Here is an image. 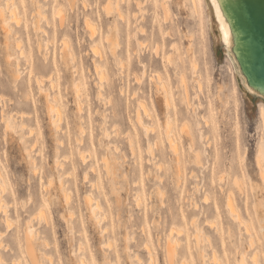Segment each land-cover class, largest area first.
I'll use <instances>...</instances> for the list:
<instances>
[{
	"label": "rangeland",
	"instance_id": "rangeland-1",
	"mask_svg": "<svg viewBox=\"0 0 264 264\" xmlns=\"http://www.w3.org/2000/svg\"><path fill=\"white\" fill-rule=\"evenodd\" d=\"M61 1L67 17L63 25L57 16V0H26L25 13L19 5L16 12L23 16L20 22L24 24L11 39H7L0 19V165L7 177L6 192L0 184V193L16 218V225L8 231L0 213V248L5 259L0 264H30L25 253V236L31 228L25 220L29 217H34L36 232L50 242L46 247L41 240L37 247L48 256L40 257V264H79V257L87 264H169L167 242L172 227L185 232L179 237L174 264L181 258L191 264H239L242 256L245 264H261L264 236L256 222L255 206L264 214V204L260 203L264 201V185L256 161L261 139L256 123L264 107V93L245 88L237 62L221 41L207 0L199 2L203 12L192 0H72L73 9L71 0ZM109 1L112 12L107 14ZM166 5L170 8L167 16ZM38 11L46 16H39ZM6 12L7 16L12 14ZM11 18L13 30H18L15 18ZM86 19L95 25L94 33L86 26ZM108 34L115 42V55L106 41ZM17 36L22 39V55L15 47ZM65 39L69 40L66 48ZM94 45L100 49L96 54ZM100 53L105 56L102 66L108 76L104 80L95 69V61L101 62ZM155 72L169 84L170 113L165 109L164 94L151 80ZM182 74L184 83L180 81ZM50 75L55 86L48 80ZM78 79L82 83L79 93L85 100L82 113L75 93ZM123 87L126 91L121 94ZM138 96L153 115L152 120L146 117L156 126L149 131L152 139L136 122ZM237 96L244 119L243 167L234 143ZM51 102L62 110L60 131L52 124ZM9 115L13 117L7 118ZM114 117L118 118L116 129L111 127ZM168 119L173 126L168 138L172 135L178 141L180 172L170 140H166L169 134L165 137ZM22 122L27 125L20 128ZM185 124L190 127L189 139ZM131 132L138 159L131 155ZM111 139L121 148L118 178H109L101 163L103 155L110 156ZM149 142L154 155L148 152ZM80 150L96 156L99 174L88 167L94 162L92 155L87 165L75 163L71 178H62L64 168L74 164ZM57 160L64 167H57ZM86 170L90 176L85 177ZM252 184L257 185L256 190ZM63 189L71 192L69 204ZM230 194L250 231L229 212ZM91 201L100 204L97 215L102 224L92 214ZM41 207L46 210L42 217ZM193 218L210 241L202 235L197 244ZM206 221H211V226ZM147 243L153 259L145 248Z\"/></svg>",
	"mask_w": 264,
	"mask_h": 264
},
{
	"label": "bare ground",
	"instance_id": "bare-ground-1",
	"mask_svg": "<svg viewBox=\"0 0 264 264\" xmlns=\"http://www.w3.org/2000/svg\"><path fill=\"white\" fill-rule=\"evenodd\" d=\"M176 1L181 2V0H176ZM57 2H58V5L60 6V8L57 12V16L59 17L60 24L63 25L66 22V18H67L66 12H65V9L62 5V1L57 0ZM192 2H193L195 7H198V4H200L199 3L200 0H192ZM207 2H208V5L210 6V8L212 9L211 11L213 13L215 22L217 24V28H218V31L220 34L221 41L226 46L227 50L232 55V57L235 59V61L237 62L239 74L241 76V80H242L245 88L250 92L258 93L259 95H263V93H264V0H215V3H213V0H207ZM69 4L72 8L74 6L75 2L71 0V1H69ZM19 5L22 6V8H23L22 11H23V13H25V11H27L26 0L0 1V19L3 21V27H4L5 33L7 35V39H11V37H14L15 34L20 33L19 31H22L23 24H24V22H22V23L20 22L22 20V18H21L22 15L20 14L21 16L19 17L18 13L16 12ZM111 5H112V1H109L105 6L107 14L112 12L111 11ZM217 6L219 7V14L217 13ZM164 8H165V15L167 16L168 13H170V8L168 5H166ZM40 9L41 8L39 6V10ZM8 10L10 12H12V14L10 13L11 14L10 16H7L6 11H8ZM43 14L46 16V14L43 11L42 12L38 11L39 16H42ZM119 16H123V12L119 11ZM10 18H11V20H13V18H15L14 20L17 22L16 25L19 27L18 30H15V31L13 30L14 25H13V27L11 26ZM123 18H124V16H123ZM85 24L90 30L93 31V33L95 32L96 27L92 23V21H90V19H86ZM226 34H227V36H226ZM17 37H18V39H16L15 47L20 51V54L22 55L24 53L23 44L21 42L22 39L20 36H17ZM106 41L109 43V48H110L111 53L113 55H115L116 45H115L114 40L111 38L110 34H108L106 36ZM8 45H9V43H8ZM63 46L65 48L68 47L69 46V40L65 39L63 41ZM93 48H94L93 52L95 54H96V52H98L100 50L99 47L96 45H94ZM172 48L178 50V47H176V45H173ZM159 50H160V45L157 44L155 46V52L158 54ZM166 58H167V61L169 62V64H171L172 63L171 56L167 55ZM100 60H101V62L95 61V69H96L98 75L102 79L108 78L107 72L103 69V66H102V64L105 61V56L103 53L100 55ZM15 66L17 68L20 66V63L18 60L16 61ZM44 79L47 80L46 78H42V81ZM48 80H49V82H51L52 86H55V82L52 80L51 75L48 78ZM151 80H153L155 82V87L157 88V90L162 91V93L164 94L165 109L168 113H170L171 108H173V106H172V96H171V93L169 90V84L167 83L166 79L163 78V76L159 72H155L152 75ZM180 81H181V83L185 82L183 74L180 76ZM75 89H76L75 93L78 96V100H79L77 105H78L80 112L82 113L81 110L84 106V105H82V102H84L85 100L82 101L83 100L81 97L82 94L79 93L82 91V83H81L80 79L77 80V82L75 84ZM125 91L126 90L124 89V87H123V89L121 88V94H124ZM136 94H137V92L135 91L134 92L135 97H136ZM100 96H101V94H100ZM0 98L2 99V97H0ZM188 102H190V101H188ZM0 103H1V101H0ZM10 103H11V101H10ZM138 106L140 109H137V111H136V122H137L138 126L142 128V130L147 135V137L149 139H152L149 137V133H150L149 131L151 130L150 129L151 127H152V129L154 128V130H156V126L154 124L146 121V117H148V119L151 118V120H152V118H153L152 112L150 111V109L145 104V101L143 99H140L139 96H138ZM49 110L51 113H53L52 115L54 116L53 120H52L53 126L55 127V129L57 131H60L59 130L60 125H61L60 121H62V120H60L61 116H62L61 107L58 106L56 103L51 102V104L49 105ZM5 111L6 110L4 109V112ZM2 112H3V110H2ZM83 113H84V111H83ZM11 114L14 115V113H11ZM19 114H20V112H19ZM23 114H25V113L23 112ZM2 115H4V113H2ZM21 115H22V113H21ZM28 115H29V113H27V116ZM5 116L4 117L2 116V117L5 118ZM7 116H8V114H7ZM12 117H11V115H9V117H7V118L10 119ZM17 117H15L14 119H16ZM23 117H25V116H22V121H23ZM3 121H5V119ZM9 121L10 120H8L7 123H9ZM11 121H12V119H11ZM16 121L17 120H15V124H16ZM23 122L21 123V125H19L20 128L23 125H27L26 123H23ZM18 124H19V122H18ZM11 125H13V123ZM112 126L114 128L118 127V118H115L111 121V127ZM184 126H185V128L186 127L188 128V129L186 128L184 133H186V138L189 139V137L191 135L190 127L188 124H185ZM165 127H166L165 132H168L165 135V137L169 134L167 136L166 140H170V142H168L170 145V149H172V151L175 154L174 163L176 162L178 169L179 168L181 169L180 166L182 163V159H181V156L179 155V151H178L179 146H178V150H177V146H176V142H178V141L176 139L174 141L172 135H171V137H172L171 139L168 138L170 136V133L173 134V129H172L173 126H172V122L170 121V119L167 120ZM6 128L10 129L11 127L8 125V126H6ZM12 128H13V126H12ZM25 128H27V127H25ZM30 128H32V127H30ZM14 129H15V127H14ZM6 130L8 132V129H6ZM31 130H30V134H32ZM62 131H63V129H62ZM151 132H152V130H151ZM30 134H29V136H30ZM131 134H132V132L130 133L129 140H128L129 145H130V149H131V155H133V157L135 156V158L138 159L137 151H136L135 144H134V138ZM157 134H158L157 137L160 140L161 135H160V133H157ZM109 135H111V134L108 133V136ZM117 135H118V133H117ZM159 140L158 141H157V139L154 140L155 141L154 143H156V141H157V144H158ZM86 142L88 143V140L85 141V143ZM62 143H63V141H62ZM152 147H153V145L151 144V142H149L148 152H150V153L153 152ZM32 148H33V146H32ZM108 149L110 150V156L109 157H108V155H107V157H106V155L102 156V158H101L102 167L105 170V173L107 174V176L109 178H118L119 174H118L117 170L119 169V158H120L119 152L121 151V148H120L118 142L111 139L110 142L108 143ZM153 153L151 155H154ZM199 154L200 153H198V155ZM92 155H93V153L87 154V151L80 150L78 153L77 159L73 160V161H75L74 164L71 163L70 165H68V167L64 168L65 170L62 173V178H71L73 176V172H74L73 170L75 167V163L77 164V163L81 162V163L87 165V162L89 161V158H90L89 156H92ZM125 156H126V154H125ZM93 157L94 158L92 160L94 162L91 161L90 163H88V167L92 168V170H95V171L98 170V174H99V170H100L99 166L100 165L98 163V159H96L95 155H93ZM64 158L67 160L69 159V161L72 160L71 158L68 157V155H64ZM30 159H32L31 156H30ZM256 161H257V157H256ZM32 163H33V161H32ZM155 164H156V162H155ZM56 166L61 167V168L64 167L63 163L60 160L56 161ZM159 166H160V168L162 167L161 165H159ZM35 167L36 166H34L33 168H35ZM257 167L259 168V171H260L259 172L260 179L262 180L263 185H264V176L261 175V172L264 169H262V166L260 163H258V161H257ZM36 169H38V168L37 167L35 168V170H34L35 173H36ZM180 169L178 170L179 172H180ZM87 172H89V171L86 170L85 177H87L86 175H89V173H87ZM37 173H38V170H37ZM160 177H162V176H159V178ZM5 178H7V177H6L2 167L0 165V184L2 186L1 190L2 191L4 190L3 193L6 192L5 189L7 187ZM51 179L52 178H50V180ZM51 183H54V181ZM51 183H50V185L52 186ZM48 185H49V182H48ZM51 186H50V188H51ZM46 188H48V187H46ZM252 188H253V190H256L257 185L252 184ZM2 194L0 193V213L3 216L2 222L5 225V227L8 228L7 230L9 231L10 228H12L13 226L16 225V221H15L16 218L14 217V215L9 213L8 202L3 198ZM63 195H64L65 200H66L65 202L69 204V201L71 202V200H70L71 199L70 198L71 192H69V190L63 189ZM231 195L232 194H230V196L227 199V207H228L229 212L231 213L232 217H234L236 219V221L239 222L240 225L246 226L245 228L247 229V231H250V225L242 218L240 211L237 207V204L233 199V195H232V197H231ZM87 196H89V194H87ZM87 196H86V198H88ZM205 197L209 198V196H205ZM91 198H92V196L90 197V199ZM208 198H207V200H208ZM90 199L88 198V201H90ZM92 200H93V198H92ZM139 200H140V198H138L137 204H139V202H140ZM86 201H87V199H86ZM45 203H47V201ZM90 203H91L92 214H94V216H96L98 223L102 224V219L97 215V211H98V209H100V204L98 203V201L95 204L92 203V201ZM260 203L264 204V201L261 200ZM255 208H256V210H255L256 222H257L258 227L260 228V230L264 236V231H262V228H264V223H262V222H264V214H261V212L258 211V208L256 206H255ZM16 210H18V209H16ZM37 214L38 213H36V215ZM45 214H46L45 208L41 207L39 210V216L42 217V216H45ZM69 214H70V212H69ZM72 214H74V213H71L70 215H72ZM36 215H34V216H36ZM35 218H37V217H35ZM33 220H34V217H29V219L25 220V224L27 226L28 225L31 226V228H29V231L26 232V236H25V253L28 257L30 264H40L39 258L40 257L45 258L44 256H47V254L46 253H45V255L41 254L43 250H41L40 248H37V247L40 246L41 240H43V245L46 247H48L47 245H50L49 244L50 242H48V240L46 239V236H42L43 233H42V235H39L41 232L40 231H39V233H38V231L36 232V230L34 228L35 225L33 224L34 223ZM196 221L197 220L195 218H193L191 221V224L196 228L194 238H195L197 244H200L202 241V235H204V239H206V240H209L210 238L207 234L201 233L202 229L198 226ZM206 222H208V224H210V226H211V224H212L211 221H206ZM105 230L106 229L102 228V231L105 232ZM2 234H4V232H2ZM184 234H185V232L181 228H177V227L171 228V230L169 232L170 238L167 242V253L169 256V264H174V259H176L175 257L177 256V246L179 243V237L183 236ZM2 243H4V242L2 241ZM106 244L108 245V243H106ZM0 245H2V244L0 243ZM107 245H105V246H107ZM9 246L10 245H7L6 250L8 249ZM108 246H110V245H108ZM145 248L147 251H149V253L153 259V255L151 253V247L148 243L145 245ZM81 249H82V245L79 246V251H81ZM40 251H41V253H40ZM50 256H51V254H50ZM135 256H136V259L138 261H141V258L137 254ZM51 258L53 259V257H51ZM0 260L2 262H5L4 256L2 255L1 248H0ZM51 261L52 260L50 259V262ZM78 261H79V264H87L86 260L83 257H79ZM178 263L179 264H191L188 260H185L183 258H181V260ZM14 264H20V263L14 262ZM239 264H245L244 256H242V259H241Z\"/></svg>",
	"mask_w": 264,
	"mask_h": 264
},
{
	"label": "snow or ice",
	"instance_id": "snow-or-ice-1",
	"mask_svg": "<svg viewBox=\"0 0 264 264\" xmlns=\"http://www.w3.org/2000/svg\"><path fill=\"white\" fill-rule=\"evenodd\" d=\"M213 3H215V0H213ZM199 10L203 12V3L201 2L199 5ZM217 13L219 14V7L217 6ZM227 36V34H226ZM205 60H207V52L205 51ZM241 103L239 96L236 97V113L234 117V124H235V131H234V143L236 149L239 150L240 153V164L241 167L244 165L243 156L245 154V149L242 144L241 135H242V129L244 126V119L241 116L240 113ZM258 122L256 123V130L258 133L261 134V139L259 142V151L257 155V161L261 164L262 169H264V107H261L259 110V116H258ZM261 175L264 176V170H262ZM264 223V222H262ZM262 231H264V228H262ZM261 246L264 247V239L261 240ZM225 255L227 253L225 252ZM95 264V262H93ZM261 264H264V261H261Z\"/></svg>",
	"mask_w": 264,
	"mask_h": 264
}]
</instances>
